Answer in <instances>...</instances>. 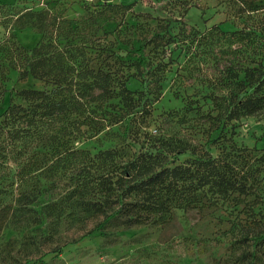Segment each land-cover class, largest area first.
I'll return each instance as SVG.
<instances>
[{
  "label": "trees",
  "instance_id": "trees-1",
  "mask_svg": "<svg viewBox=\"0 0 264 264\" xmlns=\"http://www.w3.org/2000/svg\"><path fill=\"white\" fill-rule=\"evenodd\" d=\"M176 1L183 15L199 8L201 2ZM218 1L225 20L241 22L240 29L225 32L215 25L203 35L191 29L194 37L186 36L191 31L181 30L168 38L156 34L152 40L154 50L162 53L179 35L184 42L206 43L203 46L212 55L220 47L219 58H214L225 61L221 78L214 84L220 94L198 96L195 102L186 98L185 117L194 113L203 119L201 129L207 125L204 145L183 138L172 143L157 138L159 144L146 148L132 138L130 143L121 142L93 155L77 149L76 142L96 137L107 126L141 113L149 115V96L135 98L124 82L116 80L105 60L78 70L49 45L27 51L13 33L0 40V107L11 71L17 72L21 82L31 77L43 84L42 89L19 90L0 112V220L8 219L7 225L23 234L22 240L31 239L29 232L35 230L47 243L61 227L81 230L90 220L100 219L82 238L106 235L110 224L124 230L165 224L176 210H215L233 201L236 207L243 205V214L251 197L264 205V150L238 146L233 132H224L232 122L264 118V0H233L240 3L233 6L229 0ZM15 8L0 4L5 30L14 26L15 30L43 31L41 14ZM177 21L169 20L163 31L170 33ZM135 61L144 91L152 85V99L158 100L161 80L149 82L146 60ZM203 99L210 101L206 114L199 112ZM118 105L124 109L122 116ZM185 155L188 158L177 163ZM254 205H250L252 223L260 226L264 214L254 213ZM245 230L253 231L252 226ZM257 234L264 232L260 229ZM64 246L51 251L60 253Z\"/></svg>",
  "mask_w": 264,
  "mask_h": 264
},
{
  "label": "rangeland",
  "instance_id": "rangeland-1",
  "mask_svg": "<svg viewBox=\"0 0 264 264\" xmlns=\"http://www.w3.org/2000/svg\"><path fill=\"white\" fill-rule=\"evenodd\" d=\"M229 2L231 6L237 3ZM0 4L41 14L44 21L43 31L15 30L14 26L5 30L0 23V40L13 33L16 42L27 51L41 44L49 45L50 50L70 60L78 70L89 63L95 64L98 59L105 60L116 80L124 82L135 98L149 96V115L141 113L107 126L96 137L76 142L77 149L93 155L121 142L130 143L132 138L138 139L140 145L146 144V148L159 144L157 138L170 143L183 138L193 145L205 144L207 137L203 130L207 125L201 129L199 124L203 119L194 113L185 117L186 98L189 96L195 102L198 96L220 94L221 89L214 87L225 67L224 58L218 62L214 59L219 58L220 47L214 48L212 55L203 46L206 43L184 42L179 35L162 53L160 49L154 50L152 40L156 34L168 38L191 29L203 35L215 25L225 32L240 29L241 22L225 20V11L219 7L218 0H201L199 8H191L185 15L176 0H0ZM174 19L179 21L170 33L163 31L169 20ZM186 36L195 35L191 31ZM135 60H146L149 82L161 80L158 100L152 99V85L144 91ZM42 87L31 77L19 81L17 72L11 71L0 112L19 90ZM199 104L202 114L210 110V101L203 99ZM117 110L120 116L124 114L122 106L118 105ZM224 132L228 135L233 132L238 146L264 150V118L232 122ZM149 137L155 142L149 141ZM135 148L139 149V145ZM212 155L216 156L217 151L213 150ZM187 158L182 156L177 163ZM248 201L243 214V205L236 207L232 201L215 210H176L169 222L157 226L124 230L110 224L106 225V235L94 233L82 238L94 230L100 219L90 220L82 231L68 230V225L61 227L47 243L35 230L29 232L31 239L22 240L23 234L9 228L8 219H3L0 220V264H264V235L257 236L260 229L264 232V224L252 223L254 218L250 213V205L255 203L254 213L264 214V205H258L255 197ZM245 226H252L253 231L247 232ZM66 242L70 243L64 246ZM33 244L39 250L33 249L37 247ZM60 246H64L60 253L51 251Z\"/></svg>",
  "mask_w": 264,
  "mask_h": 264
}]
</instances>
